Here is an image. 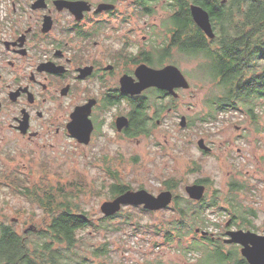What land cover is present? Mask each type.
Returning <instances> with one entry per match:
<instances>
[{
	"label": "rangeland",
	"instance_id": "obj_1",
	"mask_svg": "<svg viewBox=\"0 0 264 264\" xmlns=\"http://www.w3.org/2000/svg\"><path fill=\"white\" fill-rule=\"evenodd\" d=\"M91 1L96 4L113 3ZM114 4L117 13L111 25L142 30V34L137 33L138 40L142 41L141 37L147 35L148 42L151 41L148 46L152 49L161 51L167 47L165 37L169 33L162 23L170 12L165 8V2L156 4V13L151 16L139 13L142 9L138 7L137 0H117ZM173 56L175 63L191 74L192 88L183 92L177 101H165L175 107L173 112H165L155 119L157 107H152L150 113L154 115V125L151 124L148 136L123 139L114 133L108 120L104 136L89 146L69 141L58 145L56 151H52L53 147L41 152L21 137L7 134L6 150L0 155V222L15 224L22 235L30 228L36 232L50 224L51 218L45 215L35 198L18 192V183L29 188L31 194H42L45 188L56 189L58 185L81 176L87 186L86 189L83 186L86 192L79 201L80 208L90 220L99 224L106 217L101 207L104 202L115 198L111 197L110 191L117 183L133 190L144 188L157 196L168 190L164 181L176 178L181 184L178 190H172L174 196L190 199L186 187L197 180L208 179L212 183L207 185L205 199L209 202L218 200L219 205L206 212L208 229L205 230L224 239L226 224L231 218L221 209L227 207L230 183L238 180L253 188V193L240 194L243 203L258 213V217L253 219L255 228L249 230L264 235V117L260 122L261 132L256 131L253 121L244 112L228 111L221 113L213 124H201L198 120L209 110L207 102L211 94V86L199 77L201 60H191L175 52ZM119 110L124 114V106ZM183 117L188 119L185 122L187 127L181 126ZM190 118L194 122L192 126L188 124ZM201 139H205L212 152L205 154L200 149L198 143ZM134 207L122 208L121 216L112 222V231L100 229L94 234L92 229H88L90 237L80 240L78 248L91 256L86 247L109 242L112 248L110 255L99 259L91 257L96 264H200L202 252L186 256L181 248L187 247L195 237L200 240L201 234L190 235L183 241L178 238L167 241L166 233L174 222L180 220L174 203L167 209L151 211L154 213L138 212ZM128 215L130 218L126 219ZM124 221L127 222L125 228L118 230L116 227ZM137 225L140 232L136 230ZM236 228L240 229L238 226L232 229ZM233 249V246L226 245L224 252L234 253ZM206 262L204 260L202 264ZM227 264L235 263L229 261Z\"/></svg>",
	"mask_w": 264,
	"mask_h": 264
},
{
	"label": "flooded vegetation",
	"instance_id": "obj_2",
	"mask_svg": "<svg viewBox=\"0 0 264 264\" xmlns=\"http://www.w3.org/2000/svg\"><path fill=\"white\" fill-rule=\"evenodd\" d=\"M60 1H86L91 9L73 12ZM99 5L91 0H0V155L6 150L7 134L21 137L41 152L53 147L56 151L69 141L89 146L104 136L108 120L123 139L148 136L154 124L152 107H157L155 119L173 112L175 107L165 101H177L192 88L191 74L174 60L159 62L163 48H150L147 35L139 41L137 33L142 30L111 25L116 9L98 11ZM139 13L151 16L144 10ZM165 38L169 47L172 36ZM172 48V55L181 56ZM143 65L156 70L176 66L190 87L175 88V93L155 87L134 94L124 92L123 87L133 89L140 82L137 70ZM139 111L146 114L142 119L149 127L135 135L134 117ZM78 113L92 126L87 143L74 134ZM121 118L125 122L122 128ZM188 124L192 126L193 120ZM235 226L232 220L227 222L224 239L211 232L208 236L215 247L231 245L244 258L242 245L226 242L229 232L241 230H233Z\"/></svg>",
	"mask_w": 264,
	"mask_h": 264
},
{
	"label": "trees",
	"instance_id": "obj_3",
	"mask_svg": "<svg viewBox=\"0 0 264 264\" xmlns=\"http://www.w3.org/2000/svg\"><path fill=\"white\" fill-rule=\"evenodd\" d=\"M105 1L115 3L117 0ZM160 2H165V8L170 12L162 26L172 36V43L169 47H163L159 62H172V47H176L188 59L201 60L199 77L211 86L207 102L209 110L203 114L201 122L213 124L219 120L221 113L244 112L253 121L256 131L261 132L260 122L264 117V0H137V5L145 13L154 15L155 6ZM191 4L209 12L216 34L214 39L206 36L195 24ZM144 116L145 113L136 112L135 135L149 127L148 121L142 119ZM75 180L60 184L56 189L45 188L42 194H31L29 188L16 182L18 192L34 197L51 221L36 232L29 230L23 235L17 231L15 224L0 222V264H96L91 257L99 259L110 255L112 248L109 242L86 247L91 256L82 252L78 244L84 237H90L88 229H92L94 234L100 229L112 231V222L121 214L104 217L99 224H95L79 204L87 184L81 176ZM196 183L210 185L212 182L200 179ZM179 184L181 181L176 178L164 181L168 190H178ZM131 189L117 183L111 187L110 194L113 198ZM242 192L253 193V188L238 180L231 182L230 194L226 198L227 207L221 210L230 215L233 225L240 229H254L253 219L258 217V213L243 203L240 198ZM217 201L204 199L196 202L181 195L175 196L174 210L179 213L180 220L174 222L166 233L167 241L176 238L183 241L190 235L198 236L197 229H208L206 212L216 208L219 205ZM134 209L154 213L143 207ZM77 212L85 213L88 219L81 218ZM126 224L124 221L116 228L122 230ZM136 230L141 231L138 225ZM214 242L210 236H202L200 240L195 237L187 247L181 249L186 256L202 252L200 264L204 260L206 264H227L229 261L249 264L239 253H225L224 247H215Z\"/></svg>",
	"mask_w": 264,
	"mask_h": 264
},
{
	"label": "water",
	"instance_id": "obj_4",
	"mask_svg": "<svg viewBox=\"0 0 264 264\" xmlns=\"http://www.w3.org/2000/svg\"><path fill=\"white\" fill-rule=\"evenodd\" d=\"M59 4H63L73 12L90 10L91 5L86 1H60ZM39 6V3L35 5ZM115 4L101 3L98 6V11L115 9ZM191 14L195 24L208 36L210 39L216 37L211 16L209 12L203 7L191 4ZM137 75L140 82L133 89H127L123 87L124 92L134 94L141 92L142 90L155 87L161 90L175 93V88H189L190 84L186 80L185 76L179 68L173 65H169L161 70L149 68L146 65L141 66L137 70ZM124 119L121 118L119 126L122 128L125 124ZM186 118H183L181 123L182 127H185ZM76 137L80 142H89L92 126L87 124L78 113V119L74 122ZM200 149L205 152H212V149L206 144L205 139H201L198 143ZM207 187L205 184H192L186 187L190 199L195 201H202L206 195ZM174 193L172 190H167L159 195L155 196L146 189L140 190H127L126 192L118 195L111 201H106L101 207L102 212L106 217H112L118 214L124 206H141L148 211H160L167 209L174 202ZM79 216L85 220L88 217L85 214H79ZM33 229V228H32ZM31 228L29 230H32ZM27 230L26 232H28ZM197 233H201L203 236H208L210 232L197 229ZM229 238L227 243H237L243 246L242 255L248 261L249 264H264V235L258 234L251 230H238L229 232Z\"/></svg>",
	"mask_w": 264,
	"mask_h": 264
}]
</instances>
